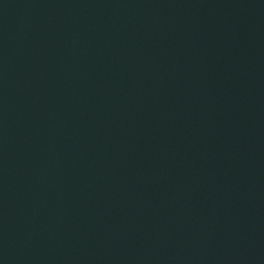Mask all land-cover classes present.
Segmentation results:
<instances>
[{
    "label": "water",
    "instance_id": "water-1",
    "mask_svg": "<svg viewBox=\"0 0 264 264\" xmlns=\"http://www.w3.org/2000/svg\"><path fill=\"white\" fill-rule=\"evenodd\" d=\"M0 264H264V0H0Z\"/></svg>",
    "mask_w": 264,
    "mask_h": 264
}]
</instances>
